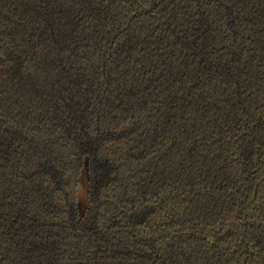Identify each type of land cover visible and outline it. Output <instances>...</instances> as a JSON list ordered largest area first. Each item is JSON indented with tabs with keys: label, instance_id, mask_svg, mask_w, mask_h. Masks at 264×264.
Here are the masks:
<instances>
[{
	"label": "trees",
	"instance_id": "1",
	"mask_svg": "<svg viewBox=\"0 0 264 264\" xmlns=\"http://www.w3.org/2000/svg\"><path fill=\"white\" fill-rule=\"evenodd\" d=\"M0 264H264V0H0Z\"/></svg>",
	"mask_w": 264,
	"mask_h": 264
},
{
	"label": "water",
	"instance_id": "2",
	"mask_svg": "<svg viewBox=\"0 0 264 264\" xmlns=\"http://www.w3.org/2000/svg\"><path fill=\"white\" fill-rule=\"evenodd\" d=\"M87 174H88V165H86L84 171H83V176L79 188V207L81 210V217L84 216L86 209H87Z\"/></svg>",
	"mask_w": 264,
	"mask_h": 264
}]
</instances>
